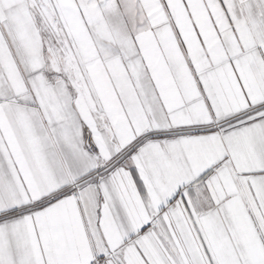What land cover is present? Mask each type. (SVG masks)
I'll list each match as a JSON object with an SVG mask.
<instances>
[{
    "label": "crops",
    "instance_id": "obj_1",
    "mask_svg": "<svg viewBox=\"0 0 264 264\" xmlns=\"http://www.w3.org/2000/svg\"><path fill=\"white\" fill-rule=\"evenodd\" d=\"M0 264H264V0H0Z\"/></svg>",
    "mask_w": 264,
    "mask_h": 264
},
{
    "label": "rangeland",
    "instance_id": "obj_2",
    "mask_svg": "<svg viewBox=\"0 0 264 264\" xmlns=\"http://www.w3.org/2000/svg\"><path fill=\"white\" fill-rule=\"evenodd\" d=\"M58 42H59V46H60V41H59V39H58ZM59 49H61V48H59Z\"/></svg>",
    "mask_w": 264,
    "mask_h": 264
}]
</instances>
